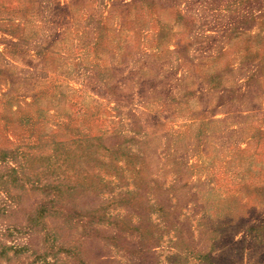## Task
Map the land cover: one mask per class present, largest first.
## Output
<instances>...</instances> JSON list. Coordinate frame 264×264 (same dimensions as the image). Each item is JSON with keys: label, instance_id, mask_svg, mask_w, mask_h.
<instances>
[{"label": "rangeland", "instance_id": "1", "mask_svg": "<svg viewBox=\"0 0 264 264\" xmlns=\"http://www.w3.org/2000/svg\"><path fill=\"white\" fill-rule=\"evenodd\" d=\"M0 264H264V0H0Z\"/></svg>", "mask_w": 264, "mask_h": 264}]
</instances>
